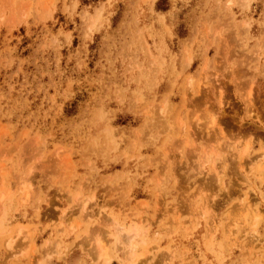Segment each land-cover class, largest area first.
I'll list each match as a JSON object with an SVG mask.
<instances>
[{"label":"rangeland","instance_id":"obj_1","mask_svg":"<svg viewBox=\"0 0 264 264\" xmlns=\"http://www.w3.org/2000/svg\"><path fill=\"white\" fill-rule=\"evenodd\" d=\"M134 263L264 264V0H0V264Z\"/></svg>","mask_w":264,"mask_h":264},{"label":"bare ground","instance_id":"obj_2","mask_svg":"<svg viewBox=\"0 0 264 264\" xmlns=\"http://www.w3.org/2000/svg\"><path fill=\"white\" fill-rule=\"evenodd\" d=\"M214 121H215V120H214ZM213 124H214V123H213ZM245 150H246V149H245ZM260 154H261V153H260ZM262 169H263V168H262ZM248 193H249V192H248ZM249 196H250V195H249ZM249 196H248V197H249ZM251 198H252V197H251ZM251 198H250V199H251ZM249 201H250V200H249ZM249 201H248V202H249ZM248 202H247L246 205H248ZM255 202H256V201H255ZM141 206H142V205H141ZM241 206H242V205H241ZM236 207H237V206H236ZM238 208H239V207H238ZM251 208H252V206H250V209H251ZM240 209H241V208H240ZM242 209H243V208H242ZM252 209H253V208H252ZM237 211H238V210H237ZM237 211H236V212H237ZM250 211H251V210H250ZM256 212H257V211H256ZM254 214H255V213H254ZM257 214H258V213H257ZM1 215H2V214H1ZM252 218H253V217H252ZM254 219H255V218H254ZM60 220H61V219H60ZM21 230L23 231V229H21ZM21 230H19V231H20V232H19V236H20V234H21ZM95 231H96V230H95ZM17 234H18V232H17ZM96 234H98V233L96 232L95 235H96ZM130 234H131V233H130ZM248 234H249V233H248ZM120 235H121V234H120ZM98 237H99V236H98ZM123 237H124V236H123ZM133 237H134V236H133L132 234L128 236V240H127L128 243H130V241H131V239H133ZM15 238H16V236H15ZM17 238H18V236H17ZM12 239H13V238H12ZM13 240H14V239H13ZM15 240H16V239H15ZM124 240H125V239H124ZM11 242L13 243V241H11ZM97 243H98V242H97ZM132 244H133V243H132ZM127 246H128V245H127ZM96 247H97V246H96ZM98 247H99V246H98ZM130 248H131V247H129V249H130ZM127 249H128V248H127ZM129 249H128V250H129ZM133 249H134V248H133ZM97 250H98V248H97ZM130 250H131V249H130ZM126 252H127V251H126ZM94 253H95V252H94ZM101 253H102V251H101V248H100V250H98V256H99V257L102 256ZM131 253H132V251H131ZM130 256L133 257V254L130 255ZM136 256H137V255H136ZM139 261H140V260H139ZM134 264H135V263H134Z\"/></svg>","mask_w":264,"mask_h":264}]
</instances>
